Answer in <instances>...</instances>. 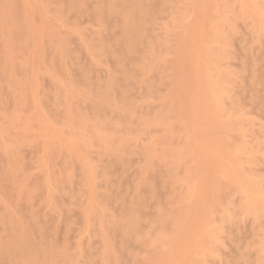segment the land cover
I'll list each match as a JSON object with an SVG mask.
<instances>
[{
    "label": "rangeland",
    "instance_id": "rangeland-1",
    "mask_svg": "<svg viewBox=\"0 0 264 264\" xmlns=\"http://www.w3.org/2000/svg\"><path fill=\"white\" fill-rule=\"evenodd\" d=\"M50 1L52 2V0H46V3L39 8V5H36V3L31 4L30 7L34 6L35 12L38 13V15L40 13L38 10L43 7L48 10L49 7L53 9V11L52 9L51 11L49 10L50 13H46L47 10H42L44 13L41 14L42 17L46 19L44 20V23L48 21L47 25H53L54 27L52 28L55 29V31L57 30L58 35L55 37L58 38V42L56 41L55 45H53L55 40H57L54 37L57 33L54 32L55 34L53 33L51 37L54 38L53 43L51 38L47 39L42 36L43 40H46L47 42L42 41L45 43V46H42L44 43H41L40 40L42 38L40 39L41 36L39 33L45 30L44 27H46L44 33L46 31H51L52 33V30H48V26H46V24L44 26L43 23L40 22V19L43 21L40 15L39 22L32 17L35 13L34 8L32 7L29 8L31 13H33L31 15L33 18L32 23L34 20L37 21H35V24L33 23L35 26V29H33L35 30L36 35L34 34L35 32H31L34 36H37V38L34 40L32 38V40L36 44L38 41V43H41L39 44V46L41 45V48H39L42 51H37L39 49L38 46L33 47V41L29 37L28 39L26 38L27 42L24 44L26 36H24V34L23 37L22 35H19V41H21V39L23 41L25 40L24 43L21 41L22 44H20L23 47L20 46L21 51L20 49H16V51L13 52V54H17L16 56L14 54V57H12L13 55L10 57L9 54L8 58L10 61L8 60L9 63L7 61V67L9 68L10 62L13 60V68L10 66L11 69L9 68L8 72L5 70V73L4 71L1 72V69H3L2 66L4 69H7V67L5 68L6 63H4L7 59V55H4V49V53L2 51L0 52V58L6 56L4 61H0V187L1 184L3 187L0 188V210H5L2 212L0 211V225L3 227L0 226V242L1 244L3 243L1 246H5L4 241H6L8 245L15 241L18 243L17 246L20 247L18 248L15 242L12 244H15V247L6 244L8 249L4 247L3 249H6V256L8 258L4 255V251H2L3 249H1L0 254L2 253L3 256L0 255V264H25L23 263L24 260H18V263L17 260H14L17 259L16 256L18 255L19 259L21 257L25 259L28 256L27 258L30 257V260L34 259L35 261L36 258L33 257L36 255L31 257L29 254H31V252H36L37 254L39 251L37 256H40L42 248L44 250L46 249L45 254L49 255V258L47 259L52 261V264L55 263L57 258L55 264H76L77 262L80 264H104L107 262H104V257L106 260L110 259L109 262H111V258L115 256V254L119 259V262L116 260V263L118 264H124V262L125 264H171V262L172 264H237L238 262H240L239 264H246V262L248 264H264V208L261 207L264 203V89L258 91L260 88L259 86L264 85V0H245L247 3H244V0H217V11L211 12V17L209 15V19L211 18L209 27L215 28L217 25V36H215L213 41L210 36H207L204 39L205 42L210 41L208 43L206 42L207 48L211 51V54H217L215 61L217 63L210 67L209 70L210 83L213 85L208 87L207 84H205L203 87V84L200 83L201 87L197 86V89L199 87V91H201L199 96L201 99L198 97V93H196L197 89H194L199 83L194 86L188 84L190 86L188 87L187 83L189 81H187V74L186 72H182L183 68L181 69V67H185L184 64L187 63V59H185L187 58V53L184 55L188 48L186 47L185 49L184 43V39L187 38L186 35L188 34V32L186 34V31L189 28H193V21H196V14L194 15V13L197 8L195 7V4H192L194 3L193 0L139 1L149 5L150 10L148 9V6H144L145 9L147 8V11H149L148 13L151 14H149L148 17L149 20L147 18H141L146 20L144 21V26H142L143 24L139 26L145 28H143L144 30H142V32H139V36L141 37L140 33L142 34L144 31L142 35L144 37H142L143 39L139 38V41L141 39L140 42L143 43L140 44L139 48L138 43L140 42L138 41L136 45L139 49L138 51L137 49L136 51L134 50V48H136L135 46L133 50H128L126 48L127 46L125 49H122L121 46L124 44L123 41V43L121 42L122 45L119 43L120 45H118V47H116L117 45L115 46L117 41L114 40H116V38L119 37L120 39H123V33H121V37L119 36V30H121L120 27L122 26L120 19L122 18L117 15L121 12H125L126 9L127 11L130 9L132 10L133 7L130 9L127 8L130 5H127L128 2H125L126 6L121 4L123 7H121L120 10V2H116V5H114L115 0H109L108 7L113 8L115 6L120 10H116L114 7V12L119 14L115 15L113 13V15H115L113 16L111 12H109V9L107 8V10L105 7L108 0H84V2H81L82 0H76V5L80 4L78 5V9L76 7L77 11L80 10V8H82V11H78L79 16L77 13L75 16V8L74 11L72 9H69L70 11H68V8H66L65 3L70 2L69 0H64V3L58 0L59 3H61L60 5L56 0H53L52 3H50ZM211 1L212 0H209L208 3ZM48 2L50 3V6H48ZM129 3H131V0ZM66 4L68 5V3ZM117 4L119 5L117 6ZM135 4L136 2L134 5ZM246 4H248V6ZM58 5L60 12L54 10ZM35 6L37 7V10ZM62 6L64 7L63 11H65L63 13L61 10V8H63ZM131 6H133V4ZM192 6L196 8L194 9V12ZM103 7L110 14L109 19V14L107 13V15L105 12V14L103 13V11H105ZM252 7L256 9V12ZM101 8H103V10H101ZM99 9L102 11V18L100 15L97 16V20L100 18V22L94 20L96 17L93 18L92 16L97 11L101 12ZM135 10L136 9H134V13L136 14L137 12ZM54 11L56 13H54ZM147 11L144 12L147 13ZM60 13L61 15L63 14L62 18ZM37 16L35 17L34 15L35 18H37ZM90 17H92V19ZM118 21L120 24H118ZM30 23L31 20L29 24ZM197 23L198 21L196 24ZM37 24L42 27L39 28ZM36 25L38 31L39 29L42 30H40L39 33L36 31ZM100 25H104L105 30L103 29L102 31ZM51 26H49V28H51ZM112 26L115 29H113ZM117 27L120 29L118 28V30ZM97 30L102 32V36ZM109 30L111 32H109ZM58 31L63 34H60ZM121 31L123 32V29ZM97 32L100 33L98 34L101 36L100 38L99 36L97 37ZM179 32L181 34H179ZM81 33L85 35H82ZM104 35L108 38L107 41ZM115 35L117 37H115ZM102 37L107 42L104 43L108 45L114 42L113 45H111V47L109 45V47L113 49L117 48L113 51L117 52V54L120 53L118 56L122 61L118 60V65L116 60L119 57H117L116 53H114L117 58L115 60L114 57L109 56V52L113 51L107 50L108 48L106 49L104 47L105 49L102 48L98 51L100 43L102 44L103 42L100 41ZM65 39L66 41H64ZM109 40H111V42ZM118 41L120 42L121 40ZM51 43L53 46H51ZM86 43L89 45L87 46ZM24 46H26V48H24ZM61 47L63 49H60ZM34 48H37V50L35 49L34 51ZM50 49L51 52H49ZM58 49L59 51L57 52L56 50ZM184 49L185 52H183ZM52 50L54 51V55L52 54ZM61 50H63V52ZM46 51H48V55H46ZM65 51L68 53L66 54ZM121 51L126 52L121 53ZM34 52H40L39 54L43 53V55L41 54L40 58H38V61L35 56L39 57V55ZM98 52H105L104 56H100L101 54ZM106 52H108V55H106ZM30 53H32V55ZM50 53L53 57L49 55ZM181 53L185 56L183 57L184 59L182 58L183 55H180ZM63 54L67 58H63ZM123 54H126V57H128L125 58V55L123 56ZM55 55L63 61L60 66H63L64 64V71L60 69L62 67L59 66L60 71L57 72L58 68L56 67L57 70H54V72L51 73V71H53V65L54 67L57 66V63L60 61ZM179 55L181 56L180 59ZM32 56L33 60L30 59ZM56 58H58L59 61ZM112 58H114V61L111 60ZM34 59H36L35 61H37V64ZM179 60L180 63H178ZM49 61H51V63ZM120 63L125 66H121ZM84 66L87 68H84ZM119 66L123 69L119 68ZM177 66L180 67L181 71L177 70L179 69ZM88 67H90V70H88ZM84 69L88 71V77L84 76L85 73L88 75L86 71L84 73ZM31 70H33V72ZM91 71H93V73ZM178 71L184 74L181 73V78H184L186 75L183 81L181 80L184 85H181L182 83H180V90L177 85L171 83L177 82L174 79H177L178 81L180 80L177 78L180 73H178ZM253 72L256 74L254 75ZM55 73H57L58 76ZM90 73L92 75L94 74L93 77H90ZM113 74L116 77L113 76ZM32 75L34 77H32ZM63 75L64 77H61ZM111 75L113 76V79L110 77ZM36 76L37 78H35ZM125 76L130 77V81L127 79L128 77H126V82ZM108 77L112 80L108 79ZM34 78L37 79V81H30L29 83H31V85L27 83L29 80H34ZM123 78L124 80H122ZM63 79L66 81H63ZM93 79L96 82H94ZM255 79L258 80L256 81ZM82 80L87 83H84ZM108 80H111L112 82L115 80V85L111 82L110 84L112 86L108 84ZM252 81L255 83L253 82V84ZM260 81H262L263 84ZM32 82H34L35 85L30 87L32 88L30 89L29 85L32 86ZM170 83L177 88V90L174 88V91L176 90V92L171 89L173 87L170 86ZM18 85H23V87L20 86L22 89ZM182 87L184 88L183 90H187V92L189 91L190 93L188 92L189 94H187V92H184ZM20 89H24L23 98L20 96ZM72 89L79 90L76 91ZM193 89L195 92L192 91ZM103 91L106 92L105 95L102 94L104 93ZM256 91H258V93ZM93 93L96 94V98L100 95V98L103 99L101 94L110 97L108 94L111 95V93L112 97L108 98L105 105H103V100L106 99H103L102 101L99 99L98 102L100 104L98 102L97 104L101 105V102H103V104L101 106H96L103 107L102 109H98L94 104L97 99L94 100ZM252 93H254V98L252 97ZM120 94L123 96L120 97ZM210 94L215 96L217 104L214 107L207 105L206 103V106L202 109H205L203 111L210 115V110L214 108L211 113L213 116L210 115L213 118L210 116L207 117L206 115L204 122L201 120L198 124L197 121H193L190 116L186 114L190 111L187 108V100L190 98L194 100V98L197 97L196 100L200 99L201 102H203L206 99V96H209ZM83 95H86V98H84ZM259 95L261 96L259 97ZM73 98H75L76 102L73 101ZM21 99L22 101H20ZM77 99H79V101ZM109 99L113 101L110 102ZM121 100H123V103ZM253 100H257V103L259 104H256ZM22 102H25V104ZM68 102H70V104ZM111 106H114L117 111ZM69 109H73L72 112ZM76 111L78 114L75 113ZM89 113L91 115H89ZM102 113L104 116H102ZM104 117H106L107 120ZM85 118L88 119L86 120ZM209 118L210 122L213 121L212 125H216V128H214L216 137L213 139L217 138V144L215 143V148L213 149L212 147L214 146L211 147L209 145L211 142L210 140H212L210 138L211 134H209L210 130L209 133H206L208 132V125L211 124L208 122ZM102 119L104 120L101 121ZM100 121L103 123L101 124ZM109 121L112 122L110 123ZM76 122L78 123L75 124ZM112 123H114V125ZM212 125V128L209 127V129H212L213 131L214 126ZM195 132H198V142L196 141ZM193 136L195 138L194 141ZM213 136L211 135V137ZM213 142L214 141H212V143ZM220 143H222L223 146ZM219 144L223 148V152L221 153L224 155L220 153V147L218 148ZM208 145L210 147L209 149L207 147ZM193 146L196 147V149L200 148L199 151H210L212 149L213 152L217 147V149H219L217 151L223 156V158H221L222 156L220 157V162L218 161L220 159L217 156V161L220 165L221 163L224 164L221 165L223 168L219 166L223 171L217 173V189H210L208 191V189L201 190L199 185L196 187L194 177H197L199 170L197 169L198 164L195 165V163H199L197 155L199 152L197 151V153L196 151H193V149H195ZM52 148L53 150L51 151ZM194 152L197 153V162H195ZM51 153L53 154L51 155ZM208 154L209 152H206L207 156L210 155ZM228 158H230L229 162H231V164L235 160L232 165L236 164L235 169L237 168L236 170L238 171L240 178L232 175V167L229 173L224 172L225 168L226 170L230 169V167H228L230 164L226 161ZM223 161L226 162L224 163ZM13 163H15V165ZM110 163L111 165L109 168L108 164ZM227 163L229 164L228 166ZM106 165L108 167L104 168L108 170L105 172L103 166ZM234 173L237 175L236 171H234ZM230 174L231 176H229ZM231 177L236 179L235 183H233L234 180H231ZM105 178L107 181H105ZM237 178H239V181ZM4 180H6V182L3 183ZM115 181L118 188L115 186ZM110 182H114V186H112V183ZM109 183L111 186H109ZM113 187L115 190H113ZM147 187L150 191H148ZM140 190L142 200H140ZM106 193L108 194L106 195ZM115 194H117V196L120 194L119 197L122 199H118ZM203 195L205 200L207 199L209 202H207V200L202 202V200H204V198H202ZM144 197L147 206L144 204ZM208 197L210 198L208 199ZM212 198L217 200H213ZM108 199L114 203L109 202L110 200ZM103 200H107L110 204L108 202V204H106V201ZM139 200L144 204L142 205L144 207H138H141L144 210L141 208V210H136L137 207L135 205L136 203L138 205L140 204ZM13 202L14 204L12 205L11 203ZM93 202L95 203L93 204ZM18 205L21 207H18ZM202 205L206 212L203 213H205V215L208 214L204 218L200 217L203 214L200 211ZM130 206L133 207L130 208ZM20 208L21 210H19ZM17 209L21 212L19 213ZM120 209L125 212L127 211V214ZM102 211L105 213L107 212V215L109 213L110 218L113 217L115 220L113 222H117L116 220L120 218L117 224L113 223V227L117 225L116 229H111L112 226L108 222L107 224L111 226L110 230L105 229L108 233H104L103 230L101 231L100 228L104 229V227H102L103 223L106 222V220H111L109 216L105 214V217L107 218H105L102 223V220L104 219V212ZM31 212L32 216L30 214ZM97 212H99L98 217ZM122 212V216L124 215V217L125 214L127 216L132 215V217L135 214V217L138 219L140 218L138 223L135 222L133 225L135 229L133 226H126V224L125 227L118 226L121 223L124 225V222L128 221V218H124L125 221H123L121 216ZM200 212L202 214H200ZM138 213L139 215H137ZM141 213L142 216H140ZM169 214H174L173 216H176L175 220L176 218L178 220L183 218V220L181 219V222H179L180 225L178 224V226H175L170 225V223L167 225L166 223L168 222H166L165 217H169ZM22 215H24V217ZM33 215L35 217H33ZM4 216L6 217L5 220L7 219L6 221L4 220ZM52 216L53 219H51ZM92 216L95 218L93 219ZM19 217L25 222L20 220ZM45 217L47 218L45 219ZM196 217L201 218L199 230L198 228H192L197 226V222H199ZM99 218H101V227ZM137 218H135V221H137ZM170 218L171 219H168L169 222L170 220H174L172 219V216H170ZM184 219L187 220V222L190 220L189 222L194 226L190 223L188 225H191L193 230L190 231L187 223L185 225ZM8 220L12 223H8ZM178 220L176 222H178ZM191 220H194L195 223ZM52 221L55 222L53 223ZM16 223L18 225L16 228L20 227L19 230L22 228V223H24L23 225H25V227H23L21 231H24L23 229L25 228V231L27 232L29 228L28 233L31 238L33 237L32 240L29 237V243H32H28L30 253L27 255L23 253V247L18 238H13L14 236L17 237L21 232L18 230L19 233L15 234L16 229L13 230L12 226L10 228L7 227L8 224L12 225ZM32 223H34V225ZM45 223H47L46 226ZM56 224L58 226H56ZM105 224L106 223H104V225ZM184 225L189 229V233L185 230ZM44 226L47 229H45ZM5 227L7 235H4L6 234ZM30 227L33 230H31ZM37 227L39 228L38 232L40 231L39 234H37ZM58 227L59 231L57 230ZM117 227L119 230H117ZM51 229L53 231H51ZM2 230L4 231V234ZM8 230H10V232ZM135 230L136 233L134 232ZM14 231L15 233H13ZM31 231L34 235L30 234ZM56 231L59 232L58 235V232L55 233ZM116 231L120 232L116 233ZM52 232H54L53 236ZM8 233L11 234L9 235ZM134 233L137 234V237ZM106 234L109 236V241L113 240L116 242H111L112 244H110V246L115 248L114 251L116 252V249L118 247L120 248H118L119 250L117 249V252L114 255H108L111 258H107V255L103 257V251L107 250L108 252L107 248L110 247L106 246L107 243V245H109V242L106 240V243L105 240H103L104 238L102 235L106 237ZM124 234H127L128 237ZM44 236L46 240L43 238ZM4 238L6 239L4 240ZM120 238L122 240H120ZM33 239L35 240L33 241ZM41 239L46 242L42 244L43 241H41ZM47 241L49 242V245ZM53 242L57 248H55ZM125 243L127 244L126 246H124ZM44 244H46V246ZM40 245H43V247ZM60 246L61 248H59ZM65 247L67 248L65 249ZM113 247L111 248L113 249ZM12 248L17 252H14ZM11 249L14 256H12V258L10 256L9 259L8 255H12ZM174 249L175 251L178 249V251L174 253ZM109 250L110 253H114L110 248ZM7 251H9L10 254ZM19 251L20 254L23 253L24 257L22 255L20 256L18 253ZM58 251H61L62 253H58ZM52 253L54 254L53 258L55 260L50 259V256L52 257L53 255ZM73 254L75 255L73 256ZM43 255L44 251L41 254L42 257L38 256L37 258L39 259L36 261L39 262L40 259L42 260L43 258V263H41H47L45 262L46 260H44ZM46 255L44 256L46 257ZM4 256L5 259L3 258ZM171 256H173L175 260L172 259ZM244 256L245 259L243 258ZM65 257L67 259H65ZM27 258L25 259L26 263L28 260ZM114 258L116 257H113L112 259ZM5 260L7 262H5ZM58 260L60 262H58ZM112 262L115 263V261Z\"/></svg>",
    "mask_w": 264,
    "mask_h": 264
},
{
    "label": "bare ground",
    "instance_id": "bare-ground-1",
    "mask_svg": "<svg viewBox=\"0 0 264 264\" xmlns=\"http://www.w3.org/2000/svg\"><path fill=\"white\" fill-rule=\"evenodd\" d=\"M59 1H60V2L62 1L63 3L65 2L64 0H59ZM59 1L56 0V2L60 5L61 3H59ZM69 1H70V2H66V3H68L69 6L65 3L66 8H68V11H70L71 9L74 11V10L76 9V7H77V9L79 8L78 5H80V4L76 5L78 0H77V1H76V0H69ZM104 1H105V0H104ZM104 1H103V2H104ZM123 1H124V3H123ZM129 1H130V0H129ZM129 1H127V0H122V1H121V0H118V1H116V0H115V3L113 2L114 5H116V2H120V3H119L120 5L117 4V6L119 5V9H120V10H121V7H123L121 4H123L124 6H126L125 4H126L127 2H128L127 5L130 4V5L127 7L128 9H130L131 7H133L132 10L130 9L129 11H127V9L125 8V9H126L125 12H121L120 14L117 13V12H114V7H115L114 5H113V6H114L113 8L108 7V6H109V0H108L107 4L105 5V7H106V9H107V8L109 9V12H111L112 15H113V13H114L115 15L119 14V15H117V16L122 18V19H120L121 21H120L119 19H118V20H119L120 22H122V23H121L122 26H121L120 28H121V30L123 29V32H122L121 30H119V29H120L119 27H117V29L119 28V29H118V30L120 31V35H119V36L121 37V36L123 35V39H120L119 37L116 38V40H114V41H117L116 44H115V46L117 45L116 47H118V45H120L121 42L123 41L125 45H124V44H123V45L121 44V45H122V46H121L122 49H125V47L127 46L126 48H127L128 50H131V49L133 50V48H134V46H135L136 48H134V50L136 51V49H137V51H138L139 49H138V47H137L136 45H137V43H138V41H139V38L143 39L142 37H144V36H142L143 33H144V31H143L142 34L140 33L141 37L139 36V32H142V30H144L143 28H145V27L141 28V27H139V26L142 25V24H143L142 26H144V23H145L144 21L146 20V19H141V18H147V19H148L149 14H151V13H148L149 11H147V8L145 9V6H148V9H149V5L144 4V2H143V3H142V2H139V1H141V0H137V1L139 2V4H138L137 1H134V0H131V3H129ZM132 1H133V2H132ZM208 1H209V0H193L194 3H192V4H195V5H196L195 7L197 8V10H195V13H194V15L196 14V15H195L196 21H195V20L193 21L194 27H193V25H192L193 28H189V29H188L189 31H188V30L186 31V34H187V32H188V34L186 35L187 38L184 39L185 49H186V47H188L187 50H186L187 52H185V49L183 50V52H185L184 55L187 53V54H186V55H187V58H185V59H187V63H185V64H184L185 67H181V69L183 68V71H182V72H186V74H187V77H188L187 81H189V82L187 83V85L189 84L190 86H194V85H196V84L199 83V85H196V87H194V89H195V88L197 89V86L201 87V86H200V83L203 84V87H204L205 84H207L208 87L211 85V83H210V78H209V70H210V67L216 65V63H217V62H215V61H216V58H217V54H216V55L211 54V51L207 48V43L210 42V41H206L207 43L204 41L205 37H207V36H210V38H211L212 41L214 40L215 36H217V25L215 26V28H210V27H209V23H210V21H211V18L209 19V15H210V17H211V14H210V13L213 12V11H214V12L217 11V0H212L210 3H208ZM52 2H53V0H52ZM52 2L50 1V3H52ZM56 2L54 1L55 4H56ZM79 2H80V1H79ZM81 2H84V0H82ZM89 2H90V1H89ZM89 2H88V3H89ZM125 2H126V3H125ZM135 2H136V4H138V5H136V4L134 5ZM245 2H246V1L244 0V3H245ZM33 3H36V5H39V6H38V8H39L40 6H43V5L46 3V0H0V48L2 49V50L0 49V52L2 51V52L4 53V51H5V54H4V55H7V57L5 56V57L7 58L6 61H4V60H5V57H4V56H2L3 58H2V57L0 58V59H1L0 61L2 62V60H3L4 63H6L5 68L8 66V63H9V61H10L9 58H8V57H9V54H10V57H11V55H13L12 57H14V54H15V56L17 55L16 53L13 54V52L16 51V49H20V51H21V48H20L21 45H20V44H22L21 41H23V40L21 39V41H19V39H18L19 35H22V37H23V34H24V36H26V37H25V40H26V38L28 39V37L31 38V40H32V38H33V40L36 39L37 36H34V34L36 35V32H35V30H34V29H35L34 24L39 20V17H40V16L42 17V14H41V13H44V12H42V10H44V11L47 10L46 13H48V12L50 13V11H51V9H52V8L49 7V10H50V11H49L48 9H45L44 7H43L44 9L41 8L40 10H38V12H40V13H39L40 16H39L38 13L35 12V8H34V6H32V7L34 8V12H35L34 15H35V17L38 15L37 18H35L34 15L32 16L34 19H37V21L34 20V22H33L34 24H33V23H32V19H33V18L31 17V15H32L33 13H31V11L29 10V8H32V7H30V6H31V4H33ZM50 3L48 2V6H50ZM105 3H106V2H105ZM246 3H247V2H246ZM110 4H111V3H110ZM132 4H133V6H131ZM147 4H148V3H147ZM52 5H53V4H52ZM59 5H58V7H56V8L54 7V8H55L54 10H56V12H57V11L60 12ZM65 5H64V6H65ZM82 5H83V3H82ZM87 5H89V4H87ZM91 5H92V4H91ZM102 5H103V4H102ZM142 5H143V6L145 5V6L143 7ZM246 5L248 6V4H246ZM56 6H57V4H56ZM83 6H84V5H83ZM103 6H104V5H103ZM35 7H36V6H35ZM62 7H63V6H62ZM70 7H71V8H70ZM92 7H94V6H92ZM96 7H97V6H96ZM100 7H101V6H100ZM192 7H193V6H192ZM195 7L192 8L193 12H194V9H196ZM74 8H75V9H74ZM87 8H88V7H87ZM103 8H104V7H103ZM103 8H101V10H103ZM115 8H116V10H119L117 7H115ZM63 9H64V7L61 8L62 13L65 12V11H63ZM69 9H70V10H69ZM77 9L74 11V12H75V16H76V13H77V15H78V11H79V12L82 11V10H81L82 8H80V10H78V11H77ZM92 9H93V8H92ZM106 9L104 8L105 11H103V13L105 12V13L107 14V13H108V11H107L108 9H107V10H106ZM134 9H136V10H135V11L137 12L136 14L134 13ZM137 9H138V10H137ZM252 9H255V8L252 7ZM36 10H37V7H36ZM85 10H86V8H85ZM93 10H94V9H93ZM96 10H97V9H96ZM96 10H95V11H96ZM99 10H100V9H99ZM101 10H100V11H101ZM120 10H119V11H120ZM142 10H143V11H142ZM149 10H150V9H149ZM52 11H53V9H52ZM73 11H72V14H73ZM87 11H88V10H87ZM87 11H86V12H87ZM106 11H107V12H106ZM144 11H145V12L147 11L148 16H147V13H145ZM196 11H197V13H196ZM56 12L54 11V13H56ZM91 12H92V10H91ZM97 12H98V11H97ZM97 12H95V13L93 12L95 15L93 14L92 16H93V18L96 17L94 20L100 22V18L98 17L99 19L97 20V16L100 15V17H101V16H102V14H101L102 11H101V12H98V13H97ZM255 12H256V9H255ZM52 13H53V12H52ZM52 13H51V14H52ZM70 13H71V12H70ZM105 13H104V14H105ZM57 14H58V13H57ZM84 14H85V12H84ZM108 14H109V13H108ZM108 14H107V15H108ZM143 14H145V15H143ZM60 15H61V13H60ZM62 15H63V14H62ZM62 15H61V18H62ZM66 15H67V14H66ZM115 15H113V16H115ZM71 16H72V15H71ZM73 16H74V15H73ZM78 16H79V15H78ZM84 16H86V15H84ZM89 16H90V15H89ZM108 16H109V17H108V19H109V18H110V14H109ZM196 16H197L198 18H197ZM45 17H48V16H45ZM80 17H81V16H80ZM87 17H88V16H87ZM105 17H106V16H105ZM111 17H112V16H111ZM55 18H57V17H55ZM59 18H60V16H59ZM82 18H83V17H82ZM90 18L92 19V17H90ZM101 18H102V17H101ZM116 18H117V17H116ZM195 18H194V19H195ZM51 19H52V18H51ZM57 19H58V18H57ZM63 19H64V18H63ZM73 19H74V17H73ZM78 19H79V18H78ZM105 19H107V18H105ZM112 19H113V17H112ZM197 19H198V20H197ZM30 20H31V23H32V24H31V23L29 24ZM42 20H43V21H41V19H40V22H42L44 26H45V24H46V26H48V25H47V22H48V21H47L46 23H44V22H45L44 20H46V19H44V17H42ZM64 20H65V19H64ZM66 20H67V19H66ZM94 20H93V22H94ZM142 20H143V21H142ZM148 20H149V19H148ZM35 21H36V22H35ZM90 21H91V20H90ZM96 21H95V23H96ZM119 21H118V24H120ZM197 21H198V23L196 24ZM38 22H39V21H38ZM50 22H51V21H50ZM63 22H64V21H63ZM69 22H70V21H69ZM108 22H109V20H108ZM140 22H141V23H140ZM146 22H147V21H146ZM42 23H40V24H42ZM105 23H107V22H105ZM105 23H104V24H105ZM63 24H65V23H63ZM100 24H102V23H100ZM114 24H116V23H114ZM147 24H148V23H147ZM30 25H32L33 27L30 26ZM37 25H38V24H37ZM37 25H36V31H38V30H37ZM66 25H67V23H66ZM105 25H106V24H105ZM38 26H39V25H38ZM44 26H43V27H44ZM49 26H51V25H49ZM49 26H48V30H52V33H51V31H50V32H49V31H46V32L44 33V31L46 30V27H44L45 30H44L43 32H40L41 29H39V31H38V33L40 32V33H39V35L41 36L40 39L42 38V39L40 40L42 44H43L44 42H46V40H43V37H46L47 39H50V38L52 37V35H53L54 32L57 33V30L55 31V29L52 28V27H54L53 25L51 26L52 29L49 28ZM71 26H72V25H71ZM100 26L102 27V29H101L102 31H103V29L105 30V26H104V25H103L104 28H103L102 25H100ZM146 26H147V25H146ZM31 27H32V28H31ZM40 27H42V26L40 25L39 28H40ZM106 27H107V25H106ZM108 27H109V26H108ZM33 28H34V29H33ZM74 28H75V27H74ZM109 28H110V27H109ZM112 28H113V26H112ZM140 28H141V29H140ZM113 29H115V28H113ZM139 29H140V30H139ZM190 29H191V30H190ZM74 30H75V29H74ZM106 30H107V29H106ZM185 30H186V29H185ZM32 31H33V33H34V32H35V33H34V34L31 33ZM41 31H42V30H41ZM97 31H98V30H97ZM29 32H30L31 35L29 34ZM58 32H59V31H58ZM61 32H62V31H61ZM79 32H80V31H79ZM98 32H100V33H101V36H102V32H101L100 30H99ZM98 32H97V37L99 36L98 34H100V33H98ZM107 32H108V30H107ZM109 32H111V31L109 30ZM145 32H146V31H145ZM180 32H181V31H180ZM180 32H179V34H181ZM41 33H42V34H41ZM55 33H54V34H55ZM59 33H60V32H59ZM69 33H70V32H69ZM112 33H113V32H112ZM112 33H111V34H112ZM118 33H119V32H118ZM121 33H123V34L121 35ZM60 34H63V33H60ZM81 34H82V35H85V34H83V33H81ZM261 34H263V33H261ZM28 35H30V36H28ZM56 35H58V33L55 34L54 37H55ZM112 35H113V34H112ZM117 35H118V34H117ZM16 36H17V38H16ZM32 36H33V37H32ZM42 36H43V37H42ZM65 36H66V35H65ZM101 36H99V38H100ZM104 36H105V35H104ZM14 37H15L17 40H16ZM20 37H21V36H20ZM34 37H35V38H34ZM56 37H57V36H56ZM56 37H55V38H56ZM58 37H59V36H58ZM63 37H64V36H63ZM94 37H95V36H94ZM111 37H112V36H111ZM115 37H117V36L115 35ZM115 37H114V38H115ZM181 37H182V36H181ZM85 38H86V37H85ZM102 38H103V37H102ZM102 38H101V40L98 39V40H100V41H103V42H102L103 45L100 43V45H99V47H98V48H99L98 51H100L102 48H103V49H105V48L107 49V48H108L107 50H110V51H113V50L117 49V48H115V49L110 48L111 45H113L114 42H113L112 44H109L110 47H109L108 44H106V43H107L106 41L108 40V38H107L106 36H105L106 41L104 40V38H103V39H102ZM114 38H111V39H114ZM23 39H24V38H23ZM44 39H45V38H44ZM51 39H52V43H53L54 38H51ZM56 39H57V40H55V42H54L53 45H55L56 41L58 42V38H56ZM87 39H89V38H87ZM141 39H140V41H141ZM181 39H182V38H181ZM13 40H14V41H13ZM15 40H16V42H15ZM25 40H24V41H25ZM33 40H32V41H33ZM37 40H38V39H37ZM69 40H70V39H69ZM118 40H121V41L119 42ZM24 41H23V43H24ZM42 41H44V42H42ZM62 41H63V40H62ZM64 41H66V39H65ZM90 41H91V40H90ZM90 41H89V42H90ZM109 41L111 42V40H109ZM140 41H139V42H140ZM26 42H27V40L25 41L24 44H26ZM36 42H37V41H36ZM38 42H39V41H38ZM38 42H37V44H36V43H34V41H33V47L38 46V48H39V47L41 48V45L39 46V44H41V43H38ZM50 42H51V41H50ZM69 42H70V41H69ZM69 42H68V43H69ZM84 42H85V41H84ZM91 42H93V41H91ZM104 42H106V43H104ZM123 42H122V43H123ZM46 43H47V42H46ZM52 43H51V46H53ZM108 43H109V42H108ZM119 43H120V44H119ZM142 43H143V42L138 43V44H139V48H140V44H142ZM24 44H23V45H24ZM34 44H35V46H34ZM70 44H71V43H70ZM104 44H106V45H104ZM46 45H47V44H46ZM49 45H50V44H49ZM60 45H61V44H60ZM65 45H66V44H65ZM86 45H87V43H86ZM88 45H89V44H88ZM88 45H87V46H88ZM42 46H45V43H44ZM51 46H50V48L52 49ZM90 46H91V45H90ZM100 46H101V47H100ZM106 46H108V47H106ZM115 46H114V47H115ZM21 47H23V46H21ZM62 47H63V45H62ZM62 47H61L60 49H63ZM104 47H105V48H104ZM24 48H26V46H24ZM40 48H39L38 50H37V48H34V51H35V49H36L37 51H40V50H41ZM90 48H91V47H90ZM93 48H94V47H93ZM96 48H97V46H96ZM109 48H110V49H109ZM3 49H4V51H3ZM44 49L46 50L45 47H44ZM44 49H43V50H44ZM47 49H48V47H47ZM51 49H50V51H49V50H48V51L51 52ZM70 49H72V48H70ZM122 49H121V50H122ZM24 50H25V49H24ZM24 50H22V51H24ZM64 50H65V49H64ZM66 50H67V49H66ZM87 50H88V49H87ZM95 50H96V49H95ZM18 51H19V50H18ZM18 51H17V52H18ZM32 51H33V50H32ZM41 51H42V50H41ZM48 51H46V52H47L46 55H48ZM56 51L58 52L59 49L56 50ZM61 51L63 52V50H61ZM68 51H69V50H68ZM122 51H123V50H122ZM122 51H121V53H124V52H126L127 50L124 51V52H122ZM53 52H54V51L52 50V54H53ZM57 52H56V53H57ZM65 52H66V54L68 53L67 51H65ZM96 52H97V51H96ZM118 52H119V51H118ZM180 52H181V51H180ZM180 52H179V53H180ZM188 52H189V53H188ZM7 53H8V54H7ZM32 53H33V52H32ZM32 53H30V54L32 55ZM34 53H36L37 55H39V57H38V56H35V57L37 58V61H38V60H39L38 58H40L41 54L43 55L44 51H43V53H41V54H39L40 52H39V53H38V52H34ZM98 53L101 54V55L99 54L100 56H104V53H105V52H102L103 54H102L101 52H98ZM106 53H107L106 55H108V52H106ZM109 53H110L109 56H110V57H114L115 60L117 59V58H116V55H117V57H119L118 55H120V53L117 54V52H114V51H113V52H109ZM114 53H116V55H114ZM44 54H45V53H44ZM57 54H58V53H57ZM64 54H65V53H64ZM64 54L62 55L63 58L66 57V56H65L66 54H65V55H64ZM92 54H93V53H92ZM96 54H97V53H96ZM33 55H34V54H33ZM49 55L53 57L54 54L51 55V53H50ZM72 55H73V54H72ZM72 55H71V56H72ZM113 55H114V56H113ZM124 55H125V56H124ZM180 55H183V54L181 53ZM180 55H179V59H180V57H181ZM184 55L182 56V58L185 57ZM73 56H74V55H73ZM123 56H124L125 58L128 57V56L126 57V54H123ZM123 56H122V57H123ZM44 57H45V55H44ZM55 57H58V56L55 55ZM62 57H61V58H62ZM107 57H108V56H107ZM122 57H121V58H122ZM124 57H123V58H124ZM129 57H130V56H129ZM58 58H59V57H58ZM58 58H56V59H58ZM63 58H62V59H63ZM66 58H67V57H66ZM108 58H109V57H108ZM114 58H112L111 60H113ZM131 58H132V56H131ZM11 59H12V58H11ZM30 59L33 60V56H32V58L30 57ZM50 59H51V57H50ZM59 59H60V58H59ZM59 59H58V61H59ZM68 59H69V57H68ZM183 59H184V58H183ZM8 60H9V61H8ZM32 60H30V61H32ZM35 60H36V59H34V61H35ZM52 60H53V58H52ZM54 60H55V59H54ZM118 60H121V61H122V59H120V57H119V58L116 60L117 65L119 64V61H118ZM7 61H8V63H7ZM12 61H13V60H11V62H10L9 68H10V66H11V68H13V66H12ZM30 61H29V62H30ZM37 61H35L36 64H37ZM66 61H67V60H66ZM66 61H65V62H66ZM71 61H72V60H71ZM113 61H114V60H113ZM127 61H128V60H127ZM32 62H33V61H32ZM49 62L51 63V61H49ZM59 62H60V64H59ZM59 62H58V63L56 62V63H57V66H55V67H54V65H53V68H54V69L52 68L53 71H51V73H53L54 70H57L56 67L58 68L57 72L60 71V70H59L60 67H62V68H60V69H62V70L64 71V68H63L64 64H63V66H60V65H62L63 61L60 59ZM99 62H100V61H99ZM99 62H98V63H99ZM101 63H102V62H101ZM178 63H180V60H179ZM214 63H215V64H214ZM31 64H32V63H31ZM33 64H34V63H33ZM36 64H35V65H36ZM113 64H114V62H113ZM120 64H121V63H120ZM186 64H187V65H186ZM0 65H1V64H0ZM29 65H30V64H29ZM90 65H91V64H90ZM123 65H124V64H123ZM123 65L121 64V66H123ZM31 66H32V65H31ZM50 66H51V65H50ZM59 66H60V67H59ZM80 66H81V65H80ZM87 66H88V65H87ZM121 66H119V68H122ZM124 66H125V65H124ZM0 67H1V66H0ZM34 67H35V66H34ZM47 67H49V66H47ZM2 68L4 69L3 66H2ZM9 68L7 67V69H4V70L1 69V68H0V69L2 70L1 72L4 71V73H5V70H7V72H8V69H9ZM11 68H10V69H11ZM68 68H69V67H68ZM84 68H87V67L84 66ZM177 68H179V69H177ZM177 68H176L177 70H180V71H181V69H180L179 66H177ZM245 68H246V67H245ZM247 68H248V67H247ZM36 69H38V68H36ZM50 69H51V68H50ZM78 69H79V68H78ZM81 69H82V68H81ZM81 69H80V70H81ZM91 69H92V68H91ZM122 69H123V68H122ZM130 69H131V68H130ZM249 69H250V67H249ZM44 70H45V69H44ZM88 70H90V67H88ZM93 70H94V68H93ZM115 70H117V69H115ZM250 70H251V69H250ZM31 71L33 72V70H31ZM37 71H38V70H37ZM69 71H70V70H69ZM85 71L88 73V71L84 69V73H85ZM125 71H126V70H125ZM180 71H178V73H179ZM35 72H36V71H35ZM48 72H50V71H48ZM91 72L93 73V71H91ZM122 72H123V70H122ZM129 72H130V71H129ZM129 72H128V73H129ZM182 72H180V73L178 74L179 77H177V78L180 79L179 81H178L177 79H174V80H176L177 82H171L172 84L177 85L179 90L181 89V85H184V84L181 82V80L183 81V79L186 77V75H185L184 78H183V77H182V78L180 77V76L183 74ZM79 73H80V72H79ZM113 73H114V72H113ZM181 73H182V74H181ZM253 73H254V72H253ZM0 74H1V73H0ZM32 74H33V73H32ZM35 74H38V73H35ZM49 74H50V73H49ZM55 74L57 75V73H55ZM85 74H86V73H85ZM85 74H84V76H86V77L89 76V73H88V75H87V74L85 75ZM255 74H256V73H254V75H255ZM53 75H54V74H53ZM91 75H92V74L90 73V77H93L94 74H93L92 76H91ZM183 75H184V74H183ZM250 75H251V72H250ZM250 75H249V76H250ZM4 76H5V75H4ZM44 76H45V75H44ZM44 76H43V78H44ZM57 76H58V75H57ZM84 76H83V77H84ZM113 76H115V75L113 74ZM113 76L111 75L110 77L112 78ZM32 77H34V76L32 75ZM61 77H64V75L61 76ZM110 77H108V79H111ZM115 77H116V76H115ZM115 77H114V78H115ZM126 77H128V76H125V80H126ZM258 77H259V76H258ZM35 78H37V76H36ZM35 78H34V80H29L27 83H29L30 81H34V82H35V80L37 81V79H35ZM253 78H256V77H253ZM253 78H251V79H253ZM30 79H31V78H30ZM94 79H95V78H94ZM94 79H93V81H94ZM112 79H113V78H112ZM112 79H111V80H112ZM116 79H117V78H116ZM127 79L129 80L130 77H128ZM69 80H70V79H69ZM71 80H72V79H71ZM83 80H85V79H83ZM83 80H82V81H83ZM86 80H88V79H86ZM106 80H107V79H106ZM111 80H108L107 83L110 84V82H111V83H113V85H115V84H114V81H115V80H114L113 82H112ZM122 80H124V78H123ZM255 80H256V79H255ZM255 80H254V81H255ZM257 80H258V79H257ZM257 80H256V81H257ZM63 81H66V80L63 79ZM93 81H92V82H93ZM129 81H130V80H129ZM254 81H252V83H253ZM34 82H32V83H33L32 86H30L31 83H29L30 85L27 84V85H29V88H30V87H33V86L35 85ZM40 82H41V81H40ZM68 82H69V81H68ZM83 82H84V81H83ZM88 82H89V81H88ZM94 82H96V81H94ZM97 82H98V81H97ZM116 82H117V81H116ZM126 82H127V80H126ZM185 82H186V81H185ZM249 82H250V80H249ZM260 82L263 84L264 81H263V82L260 81ZM65 83H66V82H65ZM72 83H73V82H72ZM84 83H87V82H84ZM100 83H101V82H100ZM171 83H170V86L173 87V88H171V87H170V88L173 89V91H174V88L177 90V88L174 87V85L172 86ZM180 83H182V84L180 85ZM254 83H255V82H254ZM254 83H253V84H254ZM25 84H26V83H25ZM125 84H126V83H125ZM127 84H128V83H127ZM185 84H186V83H185ZM259 84H260V83H259ZM27 85H26V86H27ZM65 85H67V84H65ZM69 85H70V84H69ZM100 85H101V84H100ZM110 85H111V84H110ZM189 85H188V87H190ZM212 85H213V84H212ZM212 85H211V86H212ZM18 86H19V87H20V86L23 87V85H18ZM70 86H72V85H70ZM96 86H98V85H96ZM111 86H112V85H111ZM111 86H110V87H111ZM125 86H126V85H125ZM251 86H252V85H251ZM263 86H264V85H262V86L260 85V86H259L260 88H259V89L256 88V89H258V91H260V89H264ZM22 87H20V88L22 89ZM27 87H28V86H27ZM127 87H128V86H127ZM199 87H198V89L196 90V91H197L196 93H198V94H197L198 97H199L200 94H201V91H199V90H200ZM261 87H262V88H261ZM64 88H65V87H64ZM67 88H69V87H67ZM105 88H106V87H105ZM191 88H192V87H191ZM252 88H253V87H252ZM21 89H20L19 92L21 93L20 96L22 97V96H23V93H24V91H23L24 89H23V90H21ZM30 89H32V88H30ZM65 89H66V88H65ZM70 89H71V88H70ZM100 89H101V88H100ZM183 89H184V88L182 87V90H183ZM194 89H193L192 91H194ZM18 90H19V89H18ZM68 90H69V89H68ZM72 90H76V89H72ZM78 90H79V89H78ZM78 90H76V91H78ZM95 90H96V89H95ZM97 90H98V89H97ZM124 90H125V89H124ZM176 90H175L174 92H176ZM253 90H254V88H253ZM69 91H71V90H69ZM76 91H75V92H76ZM183 91H184V92H187V90H186V91L183 90ZM202 91H203V90H202ZM258 91H256V92L258 93ZM79 92H80V91H79ZM94 92H95V91H94ZM98 92H99V91H98ZM98 92H97V93H98ZM103 92H104V93H102V94L105 95L106 92H105V91H103ZM188 92H189V91H188ZM188 92H187V94L190 93V92H189V93H188ZM194 92H195V91H194ZM71 93H72V92H71ZM76 93H78V92H76ZM124 93H126V92H124ZM178 93H179V92H178ZM181 93H182V92H181ZM102 94H101V96L103 97V99H106V100L101 99L99 94H98V95H99L98 98L95 97L96 94H94V93L92 94V95H94V97L92 96V97L94 98V100L97 99L96 102H95L94 104H95V107L98 108V109H99V108L102 109L103 106H102V107H98V106H101V105L103 104V102H104L103 105H105V103H107L108 98L112 97V96H111L112 93H111V95L108 94L110 97L103 96ZM203 94H204V93H203ZM253 94H254V93H252V97H253ZM259 94H260V93H259ZM72 95H73V93H72ZM77 95H78V94H77ZM79 95H80V94H79ZM98 95H97V96H98ZM205 95H206V94H205ZM207 95H208V94H207ZM35 96H36V95H35ZM83 96H84V95H83ZM90 96H91V95H90ZM121 96H123V95L120 94V97H121ZM254 96H255V95H254ZM257 96H258V95H257ZM260 96H261V95H259V97H260ZM21 97H20V98H21ZM68 97H69V95H68ZM70 97H71V94H70ZM79 97H81V96H79ZM105 97H107V98H105ZM22 98H23V97H22ZM24 98H25V97H24ZM75 98H76V97H75ZM75 98H73V99H74V100H73L74 102H76V101H75ZM84 98H86V95L84 96ZM88 98H90V97H88ZM88 98H87V99H88ZM196 98H197V97H196ZM196 98H194L195 101H194L193 99H191V98L187 100V108H188L190 111H188V113H186V114H188V116H190V118H191L193 121H197V123L199 124L201 120L204 122L205 116L207 115V117H209V116L211 115V113H212V110L214 109V108H213L212 110H210V115H208L207 113H205V111H203V110H205V109H202V108H204V107L206 106V103H207V105H210V106H214V107H215V105L217 104V100H215V96H213L212 94H210L209 96H206V99H205L206 102H205V100H204L203 102H201V100H200L201 97H199L200 99H197V100H196ZM253 98H254V97H253ZM253 98H252V99H253ZM255 98H256V97H255ZM257 98H258V97H257ZM67 99H68V98H67ZM87 99H86V100H87ZM91 99H92V98H91ZM99 99H101V101L103 100V102L100 101V102H101V105H99V104H100V103L98 102ZM16 100H17V99H16ZM70 100H71V99H70ZM77 100L79 101V99H77ZM81 100H82V99H81ZM86 100H85V102H86ZM109 100H110V99H109ZM261 100H262V99H261ZM17 101H18V100H17ZM20 101H22V99H21ZM90 101H91V100H90ZM112 101H113V100H112ZM112 101L110 100V102H112ZM121 101H122V103H123V100H121ZM198 101H200L201 103L198 102ZM253 101H254V100H253ZM259 101H260V98H259ZM259 101H258V102H259ZM38 102H39V101H38ZM83 102H84V101H83ZM93 102H94V101H93ZM97 102H98L99 104H97ZM254 102H256V104H259V103H257V100L254 101ZM22 103L25 104V102H22ZM68 103L70 104V102H68ZM88 103H89V102H88ZM120 103H121V102H120ZM260 103H261V102H260ZM64 104H65V103H64ZM73 104H74V103H73ZM75 104H77V103H75ZM262 104H263V103H262ZM89 105H90V104H89ZM96 105H98V106H96ZM106 105H107V104H106ZM110 105H111V103H110ZM110 105H109V107H110ZM68 106H69V105H68ZM68 106H67V107H68ZM72 106H73V105H72ZM262 106H263V105H262ZM64 107H65V106H64ZM73 107H75V106H73ZM109 107H108V108H109ZM111 107H112V106H111ZM120 107H121V106H120ZM91 108H93V107H91ZM112 108H115V107L113 106ZM101 109H100V110H101ZM65 110H66V109H65ZM69 110H70V109H69ZM72 110H73V109H72ZM72 110H70V111L72 112ZM123 110H124V109H123ZM208 110H209V106H208ZM70 111H69V112H70ZM91 111H92V110H91ZM97 111H98V110H97ZM103 111H104V110H103ZM103 111H102V112H103ZM112 111H113V110H112ZM115 111H117L116 108H115ZM119 111H120V110H119ZM65 112H67V111H65ZM65 112H64V113H65ZM99 112H101V111H99ZM113 112H114V111H113ZM124 112H125V111H124ZM124 112H123V113H124ZM186 112H187V110H186ZM208 112H209V111H208ZM75 113H77V111H76ZM93 113H94V112H93ZM103 113H104V112H103ZM103 113H102V116H104ZM62 114H63V113H62ZM77 114H78V113H77ZM81 114H82V112H81ZM91 114H92V112H91ZM91 114L89 113V115H91ZM96 114H97V113H96ZM118 114H121V113H118ZM63 115H64V114H63ZM63 115H62V116H63ZM67 115H68V114H67ZM69 115H70V113H69ZM73 115H74V114H73ZM99 115H100V113H99ZM79 116H80V115H79ZM92 116H93V115H92ZM96 116H97V115H96ZM186 116H187V115H186ZM188 116H187V117H188ZM211 116H213V114H212ZM211 116H210V117H211ZM64 117H65V116H64ZM66 117H67V116H66ZM71 117H72V116H71ZM77 117H78V116H77ZM62 118H63V117H62ZM81 118H82V116H81ZM100 118H101V115H100ZM104 118L106 119V117H104ZM211 118H213V117H211ZM75 119H77V118H75ZM83 119H84V118H83ZM85 119L87 120L88 118H85ZM64 120H65V119H64ZM66 120H67V119H66ZM72 120H73V119H72ZM103 120H104V119H102L101 121H103ZM106 120H107V119H106ZM212 120H213V119H212ZM76 121H77V120H76ZM78 121H79V120H78ZM91 121H92V120H91ZM94 121H95V119H94ZM101 121H100V122H101ZM72 122H73V121H72ZM109 122L111 123L112 121H109ZM208 122H210V118H209V121H208ZM77 123H78V122H76L75 124H77ZM81 123H82V122H81ZM102 123H103V122H101V124H102ZM190 123H191V122H190ZM210 123H211V124L208 125L209 127H211V125L213 124V121H211ZM69 124H70V123H69ZM112 124L114 125V123H112ZM191 124H192V123H191ZM201 124H202V123H201ZM108 125H109V123H108ZM113 125H112V126H113ZM103 126H104V125H103ZM212 126H214V127H213V131H212V129H209V127H208V132L205 131L206 133H209V130H210V133H209V134H211L212 136L214 135L213 137H211V135H210V138H211L212 140H210L211 142H210L209 145H210L211 147L214 146L215 143L217 144V138L213 139L214 137H216V136H215V132H214V128H216V125L214 124V125H212ZM100 127H102V126H100ZM103 128H104V127H103ZM103 128H102V129H103ZM211 128H212V127H211ZM206 129H207V128H206ZM63 130H64V129H63ZM70 130H71V129H70ZM111 130H112V128H111ZM111 130H110V131H111ZM107 131H108V130H107ZM211 131H212V132H211ZM215 131H216V130H215ZM68 132H69V131H68ZM58 133H59V132H58ZM69 133H71V132H69ZM115 133H116V131H115ZM212 133H214V134H212ZM62 134H63V133H62ZM62 134H61V135H62ZM194 134H196V141L198 142V139H197V134H198V132H195ZM59 135H60V134H59ZM65 135H67V134H65ZM201 135H202V133H201ZM94 136H95V135H94ZM113 136H114V135H113ZM208 137H209V136H208ZM193 138H194V136H193ZM119 139H120V138H119ZM194 140H195V138L193 139V141H194ZM212 141H214V142L212 143ZM220 144L222 145V143H220ZM220 144H219V146H218V145H216V146H218V148L220 147L219 149H220V153H221V152H223V148H222L223 145L220 146ZM100 145H101V144H100ZM194 145H195V144H194ZM209 145L207 146L208 149L210 148ZM117 146H118V145H117ZM198 147H199V146H198ZM200 147H202V146H200ZM105 148H106V147H105ZM193 148L196 149V147H194V146H193ZM202 148H203V147H202ZM213 148H215V146L212 147V149H213ZM221 148H222V150H221ZM195 149H193V151H196V152L198 151V152H199V153L197 152L198 154L194 152L195 162H197V161L199 160V163H198V162L195 163V165L198 164V165H197V166H198L197 169L199 170V174H197V177H196V178L194 177V179H195L194 181H195L196 187L199 185V188H201V190L208 189V191H209L210 189H217V188H216V187H217V173H219V172L221 173V171H223L222 169L219 168V166L221 167V165H224V164H222V163H221V165H220L219 162L221 161L220 157H221L222 155H224V154L221 153V154H222V155H221V154L219 153V151H217V150H219V149H217V147H216V150H215L214 152L212 151V149H211L210 151H209V150H207V151H204V150H203V151H199L200 148H197L198 150H197V149L195 150ZM52 150H53V148L51 149V151H52ZM201 150H202V149H201ZM54 151H55V149H54ZM72 152H74V151H72ZM206 152H209L210 155L208 154L209 156H207V155H206ZM217 152H218V153H217ZM49 154H50V153H49ZM52 154H53V153H51V155H52ZM108 154H109V153H108ZM117 154H119V153H117ZM196 154L198 155V160H196V158H197V157H196V156H197ZM217 154H218V155H217ZM12 155H13V154H12ZM111 155H112V154H111ZM219 155H220V156H219ZM75 156H76V155H75ZM217 156L219 157L220 160L217 159V158H218ZM73 157H74V156H73ZM78 157H79V156H78ZM116 158H117V157H116ZM118 158H119V156H118ZM221 158H223V156H222ZM70 159H71V158H70ZM73 159H74V158H73ZM80 159H82V158H80ZM228 159H229V160H228ZM228 159H227L226 161H228V163L230 164V166H228L229 164L227 163V166L230 167V169H228V170H229V171H228V170H226V168H225L224 172H228V173H229L230 170H231V167H232V170H231V172H233L232 175H234V177H235V176H236V177H237V176L239 177L238 171L236 170L237 168L235 169V165H236V164L234 163L235 165H232L233 162H234L235 160L233 159L234 161H233L232 164H231V162H229V161H230V158H228ZM78 160H79V158H78ZM217 160H218L219 162H218ZM12 161H13V160H12ZM70 161H71V160H70ZM226 161H223V162L225 163ZM231 161H232V160H231ZM14 162H15V161H14ZM73 162H75V161H73ZM83 162H84V161H83ZM108 162H109V161H108ZM217 162H218V163H217ZM49 163H50V162H49ZM105 163H106V162H105ZM13 164L15 165V163H13ZM47 164H48V163H47ZM50 164H52V163H50ZM79 165H80V164H79ZM104 165H105V164H104ZM110 165H111V163L108 164L109 168H110ZM81 166H82V165H81ZM108 166H107V165H106V166H103V168H104V167H108ZM147 166H148V165H147ZM225 166H226V165H225ZM225 166H224V167H225ZM48 167H49V166H48ZM48 167H47V168H48ZM233 167H234V168H233ZM89 168H90V167H89ZM218 168H219L220 170H219ZM221 168H223V166H222ZM86 169H87V168H86ZM233 169H235V170H233ZM103 170H105V172H106L108 169L106 170V169L104 168ZM217 171H218V172H217ZM234 171L237 172V173H236L237 175H235ZM103 172H104V171H103ZM142 172H143V170H142ZM0 174H1V173H0ZM2 174H3V173H2ZM148 174H149V173H148ZM107 176H108V175H107ZM142 176H143V175H142ZM229 176H231V174H230ZM1 177H3V176H1ZM146 177H147V173H146ZM234 177H231V180H232V179L234 180L233 183H235V181H236V179H234ZM7 178H8V177H7ZM108 178H110V177H108ZM239 178H240V177H239ZM239 178H237L238 181H239ZM2 179H3V178H2ZM67 179H68V178H67ZM67 179H66V180H67ZM112 179H113V178H112ZM112 179H111V180H112ZM108 180H109V179H108ZM113 180H114V179H113ZM105 181H107L106 178H105ZM136 181H137V180H136ZM144 181H146V180H144ZM4 182H6V180H4L3 183H4ZM106 183H108V182H106ZM110 183H112L111 185L114 186V185H113L114 182H110ZM110 183H109V186H111ZM142 183H143V182H142ZM148 184H149V183H148ZM150 185H151V183H150ZM109 186H108V187H109ZM115 186L117 187V185H116V181H115ZM1 187H2V184H1ZM1 187H0V188H1ZM143 187H144V186H143ZM149 187H150V186H149ZM2 188H3V187H2ZM111 188H112V187H111ZM111 188H109V189H111ZM117 188H118V187H117ZM147 188H148V187H147ZM150 188H151V187H150ZM152 188H153V186H152ZM142 189H143V188H142ZM145 189H146V188H145ZM153 189H154V188H153ZM113 190H115L114 187H113ZM116 190H117V189H116ZM93 191H94V190H93ZM109 191H111V190H109ZM117 191H118V190H117ZM143 191H144V190H143ZM146 191H147V189H146ZM148 191H150L149 188H148ZM113 192H114V191H113ZM118 192H119V191H118ZM140 192H141V190L139 191V195L141 194ZM151 193H152V192H151ZM107 194H108V193H106V195H107ZM117 194H118V193H117ZM117 194H115V195L117 196ZM136 194H137V193H136ZM147 194H148V193H147ZM215 194H216V193H215ZM123 195H125V194H123ZM145 195H146V194H145ZM94 196H95V195H94ZM104 196H105V195H104ZM108 196H110V195H108ZM119 196H120V194L117 196L118 199L120 198ZM140 196H141V199H140V198H138V199L142 200V195H140ZM147 196H148V195H147ZM153 196H154V194H153ZM208 196H210V195H208ZM215 196H216V195H215ZM92 197H93V196H92ZM137 197H139V196H137ZM151 197H152V196H151ZM206 197H207V195H206ZM93 198H95V197H93ZM104 198H105V197H104ZM108 198H109V197H108ZM115 198H116V197H115ZM123 198H124V197H123ZM202 198H204V200H202V202H203V201L205 202V201L207 200V199L205 200L204 195L202 196ZM202 198H201V199H202ZM209 198H210V197H208V199H209ZM106 199H107V198H106ZM120 199H122V198H120ZM147 199H148V198H147ZM147 199H146V200H147ZM152 199H153V198H152ZM212 199H213V198H212ZM214 199H215V198H214ZM214 199H213V200H214ZM108 200H110V199H108ZM113 200H114V197H113ZM140 200H139V203H140L139 205L135 202V203H136L135 206L137 207L136 210H137V209L141 210V209H142L141 207H144V206H142V205H144V204L147 206V204L145 203V197H144V204H142V202H140ZM148 200H149V199H148ZM213 200H212V201H213ZM215 200H217V199H215ZM97 201H98V200H97ZM103 201H106V204H108L109 202H111V200H110L109 202H108L107 200H103ZM118 201H119V200H118ZM118 201H117V203H118ZM123 201H124V200H123ZM126 201H127V200H126ZM212 201H210V202H212ZM98 202H99V201H98ZM107 202H108V203H107ZM207 202H209V200H207ZM94 203H95V202H93V204H94ZM96 203H97V202H96ZM111 203H114V202H111ZM121 203H122V201H121ZM121 203H120V204H121ZM11 204L13 205L14 202L11 203ZM17 204H18V203H17ZM109 204H110V203H109ZM149 204H150V203H149ZM203 204H204V203H203ZM263 204H264V203H263ZM263 204H262L261 207L264 208V205H263ZM15 205H16V203H15ZM91 205H92V203H91ZM100 205H101V204H100ZM102 205H103V204H102ZM104 205H105V204H104ZM111 205H112V204H111ZM123 205H124V204H123ZM135 206H134V207H135ZM138 206H141V207H138ZM146 206H145V207H146ZM2 207H3V206H2ZM16 207H17V205H16ZM16 207H15V208H16ZM18 207H21V206L18 205ZM107 207H108V206H107ZM132 207H133V206H132ZM132 207L130 206V208H132ZM0 208H1V207H0ZM10 208H12V207H10ZM94 208H95V207H94ZM123 208H124V207H123ZM130 208H128V209H130ZM140 208H141V209H140ZM146 208H147V207H146ZM6 209H7V208H6ZM97 209H98V208H97ZM107 209H108V208H107ZM200 209H201L200 211H201L202 213L205 212V211H204V206H203V205H202V207H201ZM3 210H4V209H3ZM3 210H2V211H3ZM19 210H21V208H20ZM19 210L17 209L18 212H19ZM108 210H109V209H108ZM110 210H111V209H110ZM120 210H122V209H120ZM134 210H135V208H134ZM134 210H133V211H134ZM136 210H135V211H136ZM142 210H144V209H142ZM0 211H1V210H0ZM2 211H1V212H2ZM4 211H5V210H4ZM7 211H8V209H7ZM17 211H15V212H17ZM30 211H31V210H30ZM93 211H94V210H93ZM122 211H124V210H122ZM129 211H130V210H129ZM131 211H132V210H131ZM18 212H17V213H18ZM20 212H21V211H20ZM20 212H19V213H20ZM95 212H96V211H95ZM95 212H94V213H95ZM102 212H104V211H102ZM111 212H112V211H111ZM124 212H125V211H124ZM136 212H137V211H136ZM201 212H200V214H202ZM28 213H29V212H28ZM106 213H107V212H106ZM106 213L104 212V219L102 220V223L104 222L105 218H107V217H105V214H106ZM125 213L127 214V211H126ZM125 213H124V214H125ZM205 213H206V212H205ZM205 213H203L202 216H200V217H201V218H202V217H203V218L206 217L208 214L205 215ZM4 214H5V213H4ZM7 214H8V213H7ZM30 214H31V216H32V212H31ZM30 214H29V215H30ZM92 214H93V213H92ZM97 214H98V215H97V217H98V216H99V212H97ZM119 214H120V213H119ZM122 214H123V212L121 213V216H122ZM126 214H125V217H124V215H123L122 218H123V221H125L124 218H126V219L128 218V219H127L128 221L126 220L127 222H124V225L121 223V222H123V221H121V222H120L121 224L118 225L119 227H121V226H122V227H125V224H126V226H127V225L129 226V225H130V226L132 227V226L135 224V222L138 223V221H139L140 218L138 219L137 217H135V216H134L135 214L133 215V217H132V215L127 216ZM170 214H172V213H170ZM170 214H169V215H170ZM200 214H198V215H200ZM2 215H3V214H2ZM34 215H35V214H34ZM34 215H33V217H35ZM48 215H49V214H48ZM48 215H47V216H48ZM106 215H107V214H106ZM109 215H110V214L108 213L107 216H109ZM137 215H139V213H138ZM173 215H174V214H173ZM173 215H170V216H172V219H174V220H170V222H169L168 219H171L170 216L167 217V218L165 217L166 222H168V223H166V222H165V223H166L167 225H169V223H170V225L178 226L179 222H181V219L183 220V218H180L179 220L176 218V220H175V217H176V216H173ZM10 216H11V215H10ZM12 216H13V215H12ZM16 216H17V215H16ZM19 216H20V215H19ZM22 216L24 217V215H22ZM26 216H27V214H26ZM36 216H37V215H36ZM113 216H114V214H113ZM118 216H119V215H118ZM118 216H117V217H118ZM140 216H142V213H141ZM140 216H138V217H140ZM2 217H3V216H2ZM23 217H22V218H23ZM33 217H32V218H33ZM37 217H38V216H37ZM49 217H50V216H49ZM92 217H93V216H92ZM134 217L137 218V221H135L136 219H135ZM180 217H181V216H180ZM200 217H199V218H200ZM5 218H6V217L4 216V220H5ZM17 218H18V217H17ZM20 218H21V217H19V219H20ZM41 218H42V217H41ZM46 218H47V217H45V219H46ZM94 218H95V217H93V219H94ZM109 218H110V216H109ZM129 218H131V219H129ZM197 218H198V217H196V219H197ZM199 218H198L199 222H197V223H198V224H197L198 227L192 225V223L189 222V221H190L189 219H188V220H189L188 222H187V220H185L186 218L184 219V220H185V225H186V223H187V226H188V228L190 229V231L193 230V229H195V228H198V230H199V223H200V220H201V218H200V219H199ZM9 219H10V218H9ZM15 219H16V218H15ZM26 219H27V218H26ZM35 219H36V218H35ZM51 219H53V216H52ZM100 219H101V218H99V220H100ZM110 219L112 220V222H111V220H110V221H107V220H106V222H104V223H106V224H107L108 222H109V224H111L112 227H111L109 224H107V227L109 226L108 228L106 227V224L104 225V223H103V225H102V224H101V220H100V227H101V225H102V227H104V229H103V228H100V229H101V231L103 230L104 233H108L106 230H110V227H111V229H112V228L116 229V226H117V225H115V226L113 227V223H114V224H115V223L117 224V222H119V219H120V218H118V220H116L117 222H113V221H115V220L113 219V217L110 218ZM116 219H117V218H116ZM141 219H142V218H141ZM0 220H1V219H0ZM4 220H2V221H4ZM6 220H7V219H6ZM6 220H5V221H6ZM11 220H12V219H11ZM20 220L24 221L23 219H20ZM36 220H37V219H36ZM40 220H41V219H40ZM177 220H178V222H176ZM15 221H16V220H15ZM26 221H27V220H26ZM30 221H31V219H30ZM45 221H46V220H45ZM45 221H44V222H45ZM173 221H174V222H173ZM191 221H192V220H191ZM195 221H196V220H195ZM13 222H14V221H13ZM24 222H25V221H24ZM28 222H29V220H28ZM28 222H27V223H28ZM52 222H53V221H52ZM54 222H55V221H54ZM54 222H53V223H54ZM172 222H173V223H172ZM192 222H194V220H193ZM2 223H3V222H2ZM5 223H6V222H5ZM8 223H12V222H9V220H8ZM17 223H18V222H17ZM17 223H16V224H12V225L8 224L7 227L10 228V227L12 226L13 230L16 229V230H15L16 233H15V231L13 232V233H15V234L19 233V231L21 232L20 234H18L17 237L14 236L13 238H16V239L18 238L20 244H21L22 247H23V248L21 247L22 250L24 251L23 253H25V254L27 255V254L30 253V252H29V245H28V243H29V241H30V240H29L30 235H29V233H28L29 228H28L27 232L25 231V228L23 229L24 231H21V229H22L23 227H25V225H23L24 223H22V226H21L22 228L19 230L20 227L16 228V227L18 226ZM42 223H43V222H42ZM140 223H141V222H140ZM176 223H177V224H176ZM189 223H190L192 226H194V227H192L193 229L191 228V225H188ZM194 223H195V222H194ZM32 224L34 225V223H32ZM46 224H47V223H45V226H46ZM2 225H3V224H2ZM28 225H30V224H28ZM42 225H43V224H42ZM50 225H51V224H50ZM52 225H53V224H52ZM179 225H180V224H179ZM185 225H184L185 230L188 231V233H189V229H188L187 226H185ZM0 226H1V225H0ZM13 226H14V227H13ZM26 226H27V225H26ZM36 226H37V225H36ZM45 226H44V227H45ZM56 226H58V225L56 224ZM56 226H55V227H56ZM130 226H129V227H130ZM136 226H137V225H136ZM181 226H182V225H181ZM189 226H190V227H189ZM1 227H2V226H1ZM27 227H28V226H27ZM39 227H41V226H39ZM52 227H53V226H52ZM52 227H51V228H52ZM105 227H106V228H105ZM2 228H3V227H2ZM12 228H11V229H12ZM33 228H34V227H33ZM48 228H49V227H48ZM133 228H134V226H133ZM7 229H8V228H7ZM11 229H10V230H11ZM30 229H31V227H30ZM34 229H35V228H34ZM45 229H47V228L45 227ZM105 229H106V230H105ZM123 229H124V228H123ZM123 229H122V230H123ZM134 229H135V228H134ZM134 229H133V230H134ZM10 230H8V231L10 232ZM18 230H19V231H18ZM31 230H33V229H31ZM36 230H37V234H39L40 231L38 232V230H39L38 227H37ZM40 230H42V229H40ZM57 230L59 231V227H58ZM117 230H119L118 227H117ZM46 231H47V230H46ZM51 231H53V230L51 229ZM58 231H56L55 233H57ZM0 232H1V231H0ZM2 232H3V234H4V231H3V230H2ZM5 232H6V227H5ZM119 232H120V231H116V233H119ZM123 232H124V231H123ZM134 232L136 233V230H135ZM44 233H45V232H44ZM53 233H54V232H52V236H53ZM110 233H111V231H110ZM110 233H109V234H110ZM127 233H128V231H127ZM130 233H131V232H130ZM135 233H134V234H135ZM8 234H9V233H8ZM10 234H11V233H10ZM10 234H9V235H10ZM15 234H14V235H15ZM30 234H33L32 231H31ZM35 234H36V233H35ZM45 234H46V233H45ZM50 234H51V233H50ZM58 234H59V232L57 233V235H58ZM101 234H102V233H101ZM111 234H112V233H111ZM113 234H114V233H113ZM120 234H121V233H120ZM128 234H129V233H128ZM134 234H133V235H134ZM0 235H1V234H0ZM4 235H7V232H6V234H4ZM9 235H8V236H9ZM33 235H34V234H33ZM40 235H41V234H40ZM42 235H44V234H42ZM106 235H107V234H106ZM124 235L127 236V234H124ZM135 235H136V237H137V234H135ZM8 236H7V237H8ZM46 236H48V235H46ZM102 236H103V238H104V239H103V238H102V239L105 240L106 243H107V241L109 242V245H107L108 243H107V244L105 243L107 247L110 246V244H112L111 242H115V241H113V240H112V241H109L110 239H109V236H108V235H107L106 237H105L104 235H102ZM120 236H121V235H120ZM126 236H124V237H126ZM1 237H3V236H1ZM7 237H6V238H7ZM9 237H10V236H9ZM40 237H41V236H40ZM40 237H39V238H40ZM107 237H108V238H107ZM122 237H123V236H122ZM122 237H121V238H122ZM127 237H128V236H127ZM6 238H4V240H5ZM30 238H31V237H30ZM32 238H33V237H32ZM32 238H31V240H32ZM43 238H45V236H44ZM54 238H55V237H54ZM106 238H107V239H106ZM121 238H120V240H122ZM131 238H132V235H131ZM9 239H10V238H9ZM55 239H56V238H55ZM108 239H109V240H108ZM129 239H130V238H129ZM136 239H137V238H136ZM13 240H15V239H13ZM13 240H12V241H13ZM34 240H35V239H33V241H34ZM39 240H40V239H39ZM45 240H46V238H45ZM106 240H107V241H106ZM130 240H131V239H130ZM1 241H2V240H1ZM16 241H17V240H16ZM36 241H38V240H36ZM41 241H43V240L41 239ZM48 241H49V240H48ZM48 241H47V243H48V245H49V242H48ZM52 241H53V238H52ZM124 241H125V240H124ZM127 241H128V240H127ZM127 241H126V242H127ZM14 242H15V241H13V243H14ZM44 242H46V241H43L42 244H43ZM4 243H5V246H1L3 243L1 244V242H0V251H1V249H3V247L6 248V249H8V247H7V245H8L7 242L4 241ZM10 243H11V242H10ZM13 243H12V244H13ZM31 243H32V242H31ZM31 243H29V244H31ZM34 243H35V242H34ZM38 243H39V242H38ZM47 243H46V244H47ZM50 243H51V242H50ZM53 243H54V242H53ZM115 243H116V242H115ZM122 243H123V241H122ZM127 243H128V242H127ZM6 244H7V245H6ZM12 244H9L8 246H10V245H12ZM15 244H16V246H17L18 243L15 242ZM15 244H14V245H15ZM20 244H19V245H20ZM39 244H40V243H39ZM46 244H44V245L46 246ZM113 244H114V243H113ZM14 245H12V246H14ZM53 245H55V243H54ZM57 245H58V244H57ZM126 245H127V244L125 243L124 246H126ZM32 246H33V245H32ZM32 246H30V247H32ZM34 246H35V245H34ZM40 246L43 247V245H40ZM58 246H59V245H58ZM104 246H105V245H104ZM118 246H120V245H118ZM14 247H15V246H14ZM17 247L20 248L19 246H17ZM52 247H54V246H52ZM107 247H105V248H107ZM111 247H113V246H110L109 248H110L111 250L114 251L115 248L113 247V249H112ZM9 248H10V247H9ZM34 248H35V247H34ZM34 248H33V250H34ZM36 248H37V247H36ZM44 248H45V247H44ZM55 248H57L56 245H55ZM55 248H54V249H55ZM59 248H61V246H60ZM66 248H67V247H65V249H66ZM109 248H107V249H108V252H107V250H104V251H103V253H104L103 257H104L105 255H107V258H108V257L111 258V257L108 256V255H111V256L114 255V254L117 252V249H118L119 247L116 249V252L114 251V253H112V252L110 253ZM6 249H3V250H2V251H4V255H5V256H6V251H5ZM12 249H13V248H12ZM12 249H11V254L13 253V252H12ZM15 249H17V248H15ZM31 249H32V248H31ZM39 249H40V248H39ZM39 249H37V250H39ZM49 249H51V248H49ZM119 249H120V248H119ZM119 249H118V250H119ZM20 250H21V249H20ZM33 250H32V251H33ZM37 250H35V251H37ZM52 250H53V249H52ZM62 250H64V249H62ZM13 251H14V249H13ZM30 251H31V250H30ZM43 251H44V255H46V254H45L46 249L44 250V249L42 248V252L40 251V253L42 254ZM49 251H51V250H49ZM53 251H54V250H53ZM105 251H106V252H105ZM121 251H122V250H121ZM177 251H178V249H177L176 251H175V249H174V253H176ZM7 252L10 254L9 251H7ZM14 252H17V251H14ZM51 252H52V251H51ZM60 252H61V251H58V253H60ZM64 252H66V251H64ZM64 252H63V254H64ZM119 252H120V251H119ZM119 252H118V255H119ZM122 252H123V251H122ZM125 252H126V251H125ZM18 253L20 254V251H19ZM23 253L20 254V256H21V255L23 256ZM32 253H35V254H32ZM38 253H39V251L37 252V254H38ZM61 253H62V252H61ZM67 253H68V252H67ZM73 253H75V252H73ZM108 253H110V254H108ZM16 254H17V253H16ZM25 254H24V255H25ZM37 254H36V252H31V254H29V256L32 257V256L36 255L35 257H33V258H36V259H35V261H36V260L39 259V258H37V257L39 256V255L37 256ZM41 254H40V256H41ZM52 254H53V253H52ZM55 254H56V253H55ZM71 254H72V253H71ZM123 254H125V253H123ZM0 255L3 256L2 253H1ZM7 255H8V254H7ZM44 255H43L44 260H46L45 262H47V263H44V264H50L52 261H49V260L47 259V258H49V255L47 254L48 256L46 255V257H45ZM50 255H51V254H50ZM58 255H60V254H58ZM58 255H56V256H58ZM66 255H67V254H66ZM66 255H65V256H66ZM68 255H69V254H68ZM74 255H75V254H73V256H74ZM80 255H81V254H80ZM178 255H179V254H178ZM239 255H240V254H239ZM239 255H238V256H239ZM244 255H245V254H244ZM5 256L3 257L4 259H5ZM8 256H9V259H10V256H11V258H12V256H14V254H12V255H8ZM40 256H39V257H40ZM53 256H54V254L52 255V257L50 256V259L53 260V259H54ZM56 256H55V257H56ZM61 256H62V255H61ZM63 256H64V255H63ZM70 256H71V255H70ZM77 256H78V255H77ZM120 256H121V255H120ZM126 256H128V255H126ZM173 256H174V255H173ZM173 256H171L172 259H174ZM176 256H177V255H176ZM245 256H246V255H245ZM245 256L243 257L244 259H245ZM6 257H7V256H6ZM18 257H19V255L16 256L17 259H14V260H17V263H18V260H19V261L24 260L23 263H25V264H27V263H28V264H33V263H35L34 259H31V260H30V259H29L30 257L27 258L28 256L26 257V258L28 259V260H27V263H26V260H25L26 258L24 259V258L21 257V258H20L21 260H20ZM23 257H24V256H23ZM41 257H42V256H41ZM67 257H68V256H67ZM113 257H116V258L112 259ZM113 257L111 258V260H112V261H115V263L112 262V261L109 262L110 259H107V260H106V258L104 257V258H103L104 262L107 261V262L104 263V264H108V263H111V264H113V263H114V264H118V263H116L117 261L119 262L118 256L115 254V256H113ZM178 257H179V256H178ZM240 257H241V256H240ZM7 258H8V257H7ZM7 258H6V259H7ZM59 258H60V256H59ZM62 258H64V257H62ZM73 258H74V257H73ZM119 258H120V257H119ZM234 258H235V257H234ZM246 258H247V257H246ZM4 259H3V260H4ZM57 259H58V258H57ZM57 259H56V260H57ZM65 259H67V258L65 257ZM71 259H72V257H71ZM176 259H177V258H176ZM240 259H241V258H240ZM12 260H13V259H12ZM14 260H13V261H14ZM32 260H33V261H32ZM42 260H43V258H42ZM42 260L40 259V261H39L40 263L36 261L35 264H38V263H39V264H42V263H43ZM54 260H55V259H54ZM56 260H55V263L57 262ZM116 260H117V261H116ZM120 260H121V259H120ZM174 260H175V259H174ZM246 260H247V259H246ZM246 260H245V262H246ZM31 261H32V262H31ZM48 261H49V262H48ZM67 261H68V260H67ZM75 261H76V260H75ZM75 261H74V262H75ZM78 261H79V260H78ZM171 261H172V260H171ZM231 261H232V260H231ZM236 261H237V260H236ZM1 262H2V261H1ZM5 262H7V261L5 260ZM30 262H31V263H30ZM41 262H42V263H41ZM58 262H60V261L58 260ZM63 262H64V261H63ZM69 262H70V261H69ZM71 262H72V261H71ZM122 262H124V261H122ZM229 262H230V261H229ZM232 262H235V261H232ZM237 262H238V261H237ZM242 262H243V261H242ZM55 263H54V264H55ZM77 263H78V262H77ZM77 263H76V264H77ZM167 263H168V262H167ZM235 263H236V262H235ZM239 263H240V262H238L237 264H239ZM4 264H5V263H4ZM10 264H11V263H10ZM18 264H19V263H18ZM21 264H22V263H21ZM51 264H52V263H51ZM58 264H60V263H58ZM65 264H66V263H65ZM78 264H80V263H78ZM122 264H123V263H122ZM124 264H125V262H124ZM168 264H169V263H168ZM171 264H172V262H171ZM227 264H228V263H227ZM246 264H248V263L246 262ZM252 264H253V263H252Z\"/></svg>",
    "mask_w": 264,
    "mask_h": 264
}]
</instances>
